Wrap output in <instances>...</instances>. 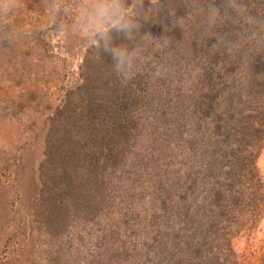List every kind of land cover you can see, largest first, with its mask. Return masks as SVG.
<instances>
[{
	"label": "rangeland",
	"instance_id": "374dc122",
	"mask_svg": "<svg viewBox=\"0 0 264 264\" xmlns=\"http://www.w3.org/2000/svg\"><path fill=\"white\" fill-rule=\"evenodd\" d=\"M182 1L125 0L129 13L140 15L130 45L140 55L130 74L117 75L105 54L60 27L67 18L46 14L48 0H0V264H149L159 239L181 231L184 218L203 215L213 188L228 185L225 170L201 157L210 127L191 114L196 63L189 51L185 58L156 53L169 22H198L194 9L208 3L191 0L184 8ZM59 2L72 7L85 0ZM112 35L114 43L115 37L126 43ZM85 69L96 81L90 95L110 111L101 115L102 127L117 129L113 148L93 174L63 163L56 191L69 188V197L57 199L50 220L43 182L60 169L53 170L47 152L81 118L78 107L63 119L61 103L74 105ZM256 166L264 174V147ZM251 197L247 190L242 201ZM251 211L245 202L234 208L239 219Z\"/></svg>",
	"mask_w": 264,
	"mask_h": 264
},
{
	"label": "trees",
	"instance_id": "16d2710c",
	"mask_svg": "<svg viewBox=\"0 0 264 264\" xmlns=\"http://www.w3.org/2000/svg\"><path fill=\"white\" fill-rule=\"evenodd\" d=\"M205 2L204 6L213 3L219 10L217 22L212 26L202 20H183L184 26L177 20L169 22L163 46L156 53L180 57L189 51L196 63L192 66L199 90L190 92L194 101L191 114L200 115L210 127L201 157L210 158L225 170L228 185L219 182L213 188L203 215L184 218L181 231L161 237L149 264H264V229L260 228L264 223V174L256 166L264 147V0ZM190 3L191 0L182 1L184 8ZM115 38L119 44V38ZM86 71L79 72L82 93L74 105L68 99L61 103L63 119L78 107L81 118L68 123L60 141L49 144L47 152L53 170L60 169L57 177L49 171L43 182L42 201L50 220H54L57 199L69 197V188L62 193L56 191L58 179L64 176L63 163L72 160L93 174L98 172L99 161L106 163L103 157L113 148L117 129L102 127L100 117L110 111L90 95L96 81ZM94 123L100 125L96 130ZM85 145L90 147L89 152L81 151ZM247 190L252 197L242 201ZM240 202L252 206L251 213L241 219L234 213Z\"/></svg>",
	"mask_w": 264,
	"mask_h": 264
},
{
	"label": "clouds",
	"instance_id": "9594fccd",
	"mask_svg": "<svg viewBox=\"0 0 264 264\" xmlns=\"http://www.w3.org/2000/svg\"><path fill=\"white\" fill-rule=\"evenodd\" d=\"M127 9L125 0H85L72 7L59 0H48L45 5V12L51 19L67 18L66 22L60 23L62 29L76 31L99 57L101 52L110 57L111 69L117 75L130 74L140 55L138 47L130 46L140 33L137 19L140 15L134 16ZM192 14L200 15L202 23L207 26L214 25L220 15L213 3L198 6ZM113 32L122 34L126 43H114ZM162 46L161 38L156 39V47Z\"/></svg>",
	"mask_w": 264,
	"mask_h": 264
}]
</instances>
